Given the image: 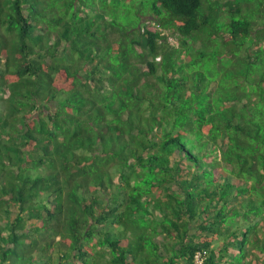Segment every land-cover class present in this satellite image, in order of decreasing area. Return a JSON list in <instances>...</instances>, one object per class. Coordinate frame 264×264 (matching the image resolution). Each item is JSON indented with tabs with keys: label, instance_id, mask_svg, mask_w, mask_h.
Wrapping results in <instances>:
<instances>
[{
	"label": "trees",
	"instance_id": "16d2710c",
	"mask_svg": "<svg viewBox=\"0 0 264 264\" xmlns=\"http://www.w3.org/2000/svg\"><path fill=\"white\" fill-rule=\"evenodd\" d=\"M199 252L264 264V0H0V264Z\"/></svg>",
	"mask_w": 264,
	"mask_h": 264
},
{
	"label": "built area",
	"instance_id": "2783aa9c",
	"mask_svg": "<svg viewBox=\"0 0 264 264\" xmlns=\"http://www.w3.org/2000/svg\"><path fill=\"white\" fill-rule=\"evenodd\" d=\"M203 254H198L197 256H196V262H197V264H202V262H203Z\"/></svg>",
	"mask_w": 264,
	"mask_h": 264
},
{
	"label": "rangeland",
	"instance_id": "374dc122",
	"mask_svg": "<svg viewBox=\"0 0 264 264\" xmlns=\"http://www.w3.org/2000/svg\"><path fill=\"white\" fill-rule=\"evenodd\" d=\"M172 41H173L172 43H176V40H175V39H172ZM37 258H39V257H36V259H37ZM42 260H43V257H40V260H39L38 263H41Z\"/></svg>",
	"mask_w": 264,
	"mask_h": 264
},
{
	"label": "clouds",
	"instance_id": "9594fccd",
	"mask_svg": "<svg viewBox=\"0 0 264 264\" xmlns=\"http://www.w3.org/2000/svg\"><path fill=\"white\" fill-rule=\"evenodd\" d=\"M200 253L203 254V258H204V256H205L204 254H206V252H199L198 254H200ZM198 254H197V255H198ZM197 255H196V256H197ZM203 262H204V259H203ZM203 262H202V263H203ZM195 264H197L196 261H195Z\"/></svg>",
	"mask_w": 264,
	"mask_h": 264
}]
</instances>
